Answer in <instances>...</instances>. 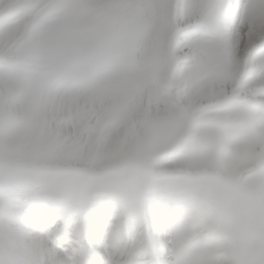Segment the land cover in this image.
<instances>
[{
	"label": "snow or ice",
	"instance_id": "obj_1",
	"mask_svg": "<svg viewBox=\"0 0 264 264\" xmlns=\"http://www.w3.org/2000/svg\"><path fill=\"white\" fill-rule=\"evenodd\" d=\"M109 122L201 152L146 219L113 234L115 207L87 211L91 264H207L242 195L264 204V0H0V264H32L34 241L66 255L48 164L72 154L67 127L87 124L90 142Z\"/></svg>",
	"mask_w": 264,
	"mask_h": 264
},
{
	"label": "rangeland",
	"instance_id": "obj_2",
	"mask_svg": "<svg viewBox=\"0 0 264 264\" xmlns=\"http://www.w3.org/2000/svg\"><path fill=\"white\" fill-rule=\"evenodd\" d=\"M168 15L161 8L160 22L165 23ZM87 132V124L79 129L67 127L65 144L72 154L57 151L48 164L59 200L79 220L98 205L119 203L115 217L122 211L124 219L139 221L151 214L156 203L172 199L193 174L191 159L201 152L196 144L178 148L163 127L153 129L146 139L142 129L128 130L118 122L101 126L90 142ZM239 217L240 228L225 245L230 264L264 259V204L254 191L242 195ZM231 220L229 216L226 222ZM9 229L10 225L0 222V236Z\"/></svg>",
	"mask_w": 264,
	"mask_h": 264
},
{
	"label": "bare ground",
	"instance_id": "obj_3",
	"mask_svg": "<svg viewBox=\"0 0 264 264\" xmlns=\"http://www.w3.org/2000/svg\"><path fill=\"white\" fill-rule=\"evenodd\" d=\"M164 204V203H156ZM103 205L116 207L119 206V203H105ZM121 206V205H120ZM69 213V218L72 223L71 230V243L67 249H65L66 255L64 256H55L51 249H48L42 246L39 242H32L30 245V259L32 264H53V261H56V264H91V260L96 254V249L92 245L91 241L88 239L89 233L93 228L92 223L88 220V216H85L82 220H79L76 217V212L72 211L69 208H66ZM150 215V214H149ZM149 215L140 218V220L146 219ZM75 216V220L71 218ZM124 213L121 211L116 215L114 222L109 224L110 230L115 234L122 228L126 223L129 222V219L123 218ZM116 222V223H115ZM115 223V224H114ZM225 245L220 248H214V252H211V249L207 251L202 259L207 261V264H215L216 259L219 256L223 257V260L220 261V264H230L231 257L225 252ZM220 255H219V254Z\"/></svg>",
	"mask_w": 264,
	"mask_h": 264
}]
</instances>
